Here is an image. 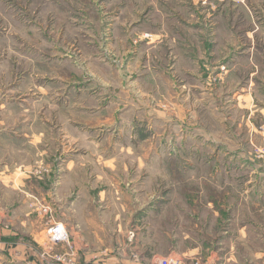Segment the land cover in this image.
I'll return each mask as SVG.
<instances>
[{"label": "rangeland", "instance_id": "obj_1", "mask_svg": "<svg viewBox=\"0 0 264 264\" xmlns=\"http://www.w3.org/2000/svg\"><path fill=\"white\" fill-rule=\"evenodd\" d=\"M2 172L0 259L264 264V0H0Z\"/></svg>", "mask_w": 264, "mask_h": 264}, {"label": "crops", "instance_id": "obj_2", "mask_svg": "<svg viewBox=\"0 0 264 264\" xmlns=\"http://www.w3.org/2000/svg\"><path fill=\"white\" fill-rule=\"evenodd\" d=\"M256 132H258V131H256ZM258 133L260 134V132H258ZM208 138L212 139V141L215 142V139L213 137L211 138L208 135ZM72 160H74V159H72ZM69 164H73V162H70ZM74 169H75V163H74ZM74 169L73 168L71 169L69 175L73 173L72 170H74ZM6 171H8V169H6ZM11 171H12V169H11ZM0 174L1 175L4 174V177L3 178L6 179L7 174L5 172H2ZM83 175L85 177H88L87 174H83ZM89 175L91 177H93L92 174H89ZM93 180L96 183H98V180H99V183L103 187H107V185H106V182L108 181L107 179L100 180V178H98L97 176H95V178ZM103 183H104V185H103ZM102 192L109 193L108 190L107 191H102ZM122 192H124L126 194H130L131 196H134V191L131 190V189L130 190L124 189ZM77 205H78V202L76 201L74 203V206H77ZM154 208L155 207H153V209ZM153 209H150L149 208V211L150 210H153ZM142 210H144V209H140L137 212H140ZM147 210H148V207H147ZM102 215H103V213H102ZM102 215H101V218L100 219H102ZM32 224L29 223L28 220H27V222L22 225L23 230H26L28 232L31 228H33V225ZM64 226L66 227V229L70 233L71 239H73V238L76 239L75 247H76L77 255L79 257L80 264H91V263H93L92 262V256H93V253H94L93 252L94 245H99L100 248L102 247L100 249V252L102 254V259H103L104 263H106V264H127L124 261H122L121 258L114 256V254H113L114 249L113 248H110V247H106V245L103 243L102 239L101 238L99 239L98 233L92 234L93 236L90 239H88L87 237H85V235H83L82 233H84L83 230H85V231L87 230V227H86V225H85V223H84V221L82 219L77 218V216L74 215L73 221L72 222H69L68 223V226H66V225H64ZM97 227L99 228V230L102 231L103 230L102 222L100 223V225L98 224ZM105 228H107L106 225H105ZM43 233H44V231H42L41 227H36L35 228V231L33 232V234H34L35 237H38V236L39 237L40 236L43 237ZM78 235H79V240L77 241ZM170 245H172V244L170 243ZM116 251H117V254H121L122 248L118 247L116 249ZM151 253H152L150 255L151 256V259H153V258L162 259V258H165V257H167L169 255L171 256L172 255L171 253H174V252H171L170 251L169 253H167L165 255L159 254L157 252H154V253L151 252ZM121 256H122V254H121ZM27 259L34 261L35 260V257H34V255L31 254L29 257H26V259H24L23 257H22V259H19V260L18 259H13L12 260L10 258L9 259H0V264H3V263H5V264H24L23 262H25ZM151 259H149V261Z\"/></svg>", "mask_w": 264, "mask_h": 264}, {"label": "built area", "instance_id": "obj_3", "mask_svg": "<svg viewBox=\"0 0 264 264\" xmlns=\"http://www.w3.org/2000/svg\"><path fill=\"white\" fill-rule=\"evenodd\" d=\"M44 238L47 245L58 246L62 244L69 243V234L65 230L64 226L61 223H54L45 229ZM60 256H54L53 260L59 264H66ZM67 264H74L69 261ZM157 264H182L181 259L178 256L171 255L167 258L160 259L157 261Z\"/></svg>", "mask_w": 264, "mask_h": 264}]
</instances>
